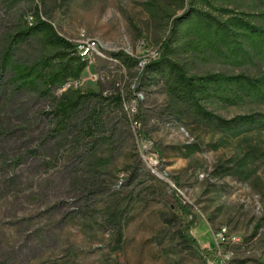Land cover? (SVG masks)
<instances>
[{
  "label": "rangeland",
  "instance_id": "rangeland-1",
  "mask_svg": "<svg viewBox=\"0 0 264 264\" xmlns=\"http://www.w3.org/2000/svg\"><path fill=\"white\" fill-rule=\"evenodd\" d=\"M38 18L72 53L15 38ZM263 33L264 0H0V264H206L180 202L207 264H264ZM65 51L84 68L60 80ZM164 54L231 130L147 72Z\"/></svg>",
  "mask_w": 264,
  "mask_h": 264
},
{
  "label": "trees",
  "instance_id": "trees-1",
  "mask_svg": "<svg viewBox=\"0 0 264 264\" xmlns=\"http://www.w3.org/2000/svg\"><path fill=\"white\" fill-rule=\"evenodd\" d=\"M191 8L185 12L186 17L190 12H192ZM192 14V13H191ZM181 17V18H184ZM179 18V20H181ZM209 18V17H208ZM210 19V18H209ZM176 27V26H175ZM175 27L174 30H175ZM221 29V27H220ZM254 29V27H252ZM35 32H43L44 38L48 45L58 48L61 50H68L71 51V49H75V44L67 40L65 37L61 36L54 27L47 21L38 18V22L35 26L25 29L23 31H19L15 38L16 39H23L27 38L30 35H33ZM230 35V33H227ZM264 34V33H263ZM65 51L62 53H57L53 57H63L64 62L62 63L61 67H59L55 73L59 75L60 80H64V76L69 77H77L81 70L84 68V62H82L81 58L78 56L72 55L71 53ZM169 51V49H167ZM114 57H122V54L120 53H113ZM129 56H126V59H129ZM45 62L46 65L50 64V59L45 58L43 63ZM162 65H165L164 67ZM173 63H171V60L167 58V56L164 54L162 60L160 61H154L147 65V72L149 70L157 72L159 75H166L167 78H169V84L172 83L175 87V89L180 93L182 101L189 107L191 112L195 114V116L201 118L204 122L216 124L218 127L224 129V130H231L235 125V121H237V118H233L231 120L225 119L219 115H216L210 111H208L198 100L197 98V92L199 91V86L196 84L194 78H181V76L184 74H181L177 79L173 76ZM179 74V72H178ZM185 76V75H184ZM83 100V99H82ZM82 100H75L70 101L68 99H64L62 103H59V108L57 109L56 114L62 115V119L58 122H63V126L66 125L68 119L69 121L72 120V114L75 112L77 107L82 103ZM116 100L121 103V98L119 96L116 97ZM249 117V116H248ZM64 119L65 121L64 123ZM241 119V118H240ZM86 120H92L96 124H101L100 115L98 113H94L93 115L88 116ZM96 130V129H95ZM88 132L90 135L94 134V128L89 129ZM179 209L182 211V216L185 218L183 226H181L179 230V237L185 243L188 247H190L195 253L200 255L202 260L207 264V258L212 255L213 250H210L209 248H202L199 244L198 240L193 236L191 233V225L192 220H189L188 217L191 216V211L188 206H185L180 202Z\"/></svg>",
  "mask_w": 264,
  "mask_h": 264
},
{
  "label": "built area",
  "instance_id": "built-area-1",
  "mask_svg": "<svg viewBox=\"0 0 264 264\" xmlns=\"http://www.w3.org/2000/svg\"><path fill=\"white\" fill-rule=\"evenodd\" d=\"M90 48H91V46L87 47V49H86V51L84 53H87ZM224 231H225V229H223V232H221L219 234V236H220L219 238H220V241L221 242L224 243V242L229 241V240L234 241V242L237 241V238L235 236H231V238H230L229 236H226V234L224 233Z\"/></svg>",
  "mask_w": 264,
  "mask_h": 264
}]
</instances>
